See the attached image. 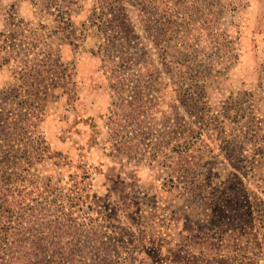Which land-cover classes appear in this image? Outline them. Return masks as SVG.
I'll return each instance as SVG.
<instances>
[{
  "label": "rangeland",
  "instance_id": "rangeland-1",
  "mask_svg": "<svg viewBox=\"0 0 264 264\" xmlns=\"http://www.w3.org/2000/svg\"><path fill=\"white\" fill-rule=\"evenodd\" d=\"M0 103L69 264H264V0H0Z\"/></svg>",
  "mask_w": 264,
  "mask_h": 264
},
{
  "label": "trees",
  "instance_id": "trees-1",
  "mask_svg": "<svg viewBox=\"0 0 264 264\" xmlns=\"http://www.w3.org/2000/svg\"><path fill=\"white\" fill-rule=\"evenodd\" d=\"M0 108H3V103H0ZM3 126L5 129L6 126ZM8 190L12 194L2 191L0 209L5 202L18 209L14 210L15 213L0 211V264H69L74 254L65 256L57 247L55 230H45L44 221H49V217L51 221L58 218L56 210L39 201L17 205L19 195L14 194L15 189ZM9 196H13L15 201H11ZM49 242L51 245H48Z\"/></svg>",
  "mask_w": 264,
  "mask_h": 264
},
{
  "label": "crops",
  "instance_id": "crops-1",
  "mask_svg": "<svg viewBox=\"0 0 264 264\" xmlns=\"http://www.w3.org/2000/svg\"><path fill=\"white\" fill-rule=\"evenodd\" d=\"M39 12H42V13L45 15V13H44L45 11H44V10L42 11V9H40L38 12H36V14L40 15ZM13 14H14L17 18H24V17H25L27 14H29V13H27L24 9H16V10L13 12ZM76 15H77V13L70 15V17H71V18H74Z\"/></svg>",
  "mask_w": 264,
  "mask_h": 264
}]
</instances>
